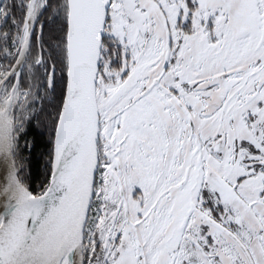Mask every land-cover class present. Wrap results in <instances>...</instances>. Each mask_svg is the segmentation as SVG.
<instances>
[{"label": "snow or ice", "instance_id": "obj_1", "mask_svg": "<svg viewBox=\"0 0 264 264\" xmlns=\"http://www.w3.org/2000/svg\"><path fill=\"white\" fill-rule=\"evenodd\" d=\"M0 264H264V0H0Z\"/></svg>", "mask_w": 264, "mask_h": 264}, {"label": "trees", "instance_id": "obj_2", "mask_svg": "<svg viewBox=\"0 0 264 264\" xmlns=\"http://www.w3.org/2000/svg\"><path fill=\"white\" fill-rule=\"evenodd\" d=\"M43 147L41 143H37L32 151V179L30 182L33 186H35L39 182V178L43 176V157L41 155Z\"/></svg>", "mask_w": 264, "mask_h": 264}]
</instances>
